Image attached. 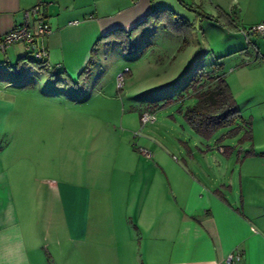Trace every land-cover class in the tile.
Listing matches in <instances>:
<instances>
[{
  "label": "crops",
  "instance_id": "0c3cea01",
  "mask_svg": "<svg viewBox=\"0 0 264 264\" xmlns=\"http://www.w3.org/2000/svg\"><path fill=\"white\" fill-rule=\"evenodd\" d=\"M37 1L0 0V34ZM41 1L47 4L44 19L51 29L42 39L47 61L62 73L58 82L70 84L68 79L75 81L87 65L93 46L104 49L95 44L101 35L130 29L160 7L161 0ZM260 21L264 15L247 23ZM250 43L261 58L224 74L240 114L237 94L248 88L245 102L254 98L246 112L249 119L241 114L250 120L252 143L248 155L239 152L234 159L240 163V180H245L239 189L236 166L230 170L227 165L235 150L217 146L225 159L208 143L198 147L196 141L192 145L201 155L184 141L178 146L180 158L168 143L143 142L151 152L146 157L127 142L121 164L112 163L105 174L51 175L54 158L42 164L39 154L47 147L42 149L34 135L21 134L18 147L10 140L2 144L7 129L9 134L17 129L16 118L14 124L12 120L18 81L8 72L26 63L34 73L37 59L20 43L0 51V264H264V157L257 158L253 149L264 148V142L255 141L257 115L252 111L260 103L264 116V41L260 47ZM22 121L20 117V129ZM54 132L59 134V128L52 136ZM53 141L51 147L58 145Z\"/></svg>",
  "mask_w": 264,
  "mask_h": 264
},
{
  "label": "rangeland",
  "instance_id": "374dc122",
  "mask_svg": "<svg viewBox=\"0 0 264 264\" xmlns=\"http://www.w3.org/2000/svg\"><path fill=\"white\" fill-rule=\"evenodd\" d=\"M157 4L190 22L191 31L187 33L180 28L179 32H173L158 23L128 50L113 44L100 51L94 50L87 78H77L75 85L59 83L56 79H60V75L48 76L39 70L30 73L26 63L11 69L10 78L18 81L13 86L18 93L14 107L17 116L13 114L12 120L14 124L16 118L17 129L10 134L7 129L6 139L1 138L2 144L10 140L12 146L18 147L21 134L34 135L42 149L47 147L39 154L45 160L42 164L47 165L53 156L51 175L61 179L68 175L105 174L112 163L121 164L119 161L127 150L123 146L127 142L136 146L143 156L139 149L144 148L139 146L143 142L168 143L177 158H180V141L187 142L196 155L201 153L192 142L196 141L198 147L208 143L212 152L225 159L226 155L217 151V146H230L235 151L227 165L230 170L231 166H236L235 184L239 189L240 163L234 159L239 152L242 156L248 155L252 143L251 139L243 137L245 124H241L239 133L232 137H222L226 128L219 129L210 138L199 136L182 114L185 106L195 102L191 91H186L184 86L201 66L218 62L220 72L227 76L231 70H239L240 65L261 58L256 56L250 42L260 47L264 36L250 33L246 39L239 28L247 29L252 25L247 22L264 15V0H161ZM222 11L233 19L234 27L227 23ZM235 60L238 63L235 64ZM93 62H97L95 67ZM248 95V88L237 94L245 118L254 100L246 103ZM143 110L153 112L152 122L140 121ZM252 111L257 115L255 141L264 142L260 103H254ZM128 115L133 120L127 121ZM20 117L24 125L21 129ZM57 128L59 134L54 132L53 137L51 131ZM11 135L17 139H12ZM34 137L32 140L36 142ZM55 139L58 145L51 147L50 143L56 144ZM143 146L147 148L146 144ZM253 149L257 158L264 157V148L253 146Z\"/></svg>",
  "mask_w": 264,
  "mask_h": 264
},
{
  "label": "trees",
  "instance_id": "16d2710c",
  "mask_svg": "<svg viewBox=\"0 0 264 264\" xmlns=\"http://www.w3.org/2000/svg\"><path fill=\"white\" fill-rule=\"evenodd\" d=\"M161 13L163 14L161 15ZM222 15L228 24H233V19L230 18L226 12ZM158 23L165 25L173 32H179L181 30L180 28H184L188 33L192 29V24L182 17L176 16L173 10L165 7H154L130 29H111L101 35L96 40L95 44L101 43L105 46L119 44L122 49L128 50L133 47L136 38L140 34L150 30ZM94 50L95 48L93 46L89 61L77 78H87L91 68V55ZM27 51L34 53L33 48ZM35 59H37L35 64L37 70L46 73L48 76H61L62 73L55 72L52 65L50 69H47L44 63L34 55L33 60ZM220 70L221 64L215 62L206 67H199L195 73L191 75L184 89H186V91H191V96L194 97L195 102L182 109L183 117L190 127L203 138H210L216 131L222 128H226L222 137H232L239 133L242 127L241 124H245L246 126L244 125V127L246 129L243 137L250 140V120L244 119L241 116L233 93L224 78L223 72H220ZM56 80L60 81L58 78ZM68 82L72 85L77 84L76 80L72 81L68 79ZM219 137L221 138V136Z\"/></svg>",
  "mask_w": 264,
  "mask_h": 264
},
{
  "label": "built area",
  "instance_id": "2783aa9c",
  "mask_svg": "<svg viewBox=\"0 0 264 264\" xmlns=\"http://www.w3.org/2000/svg\"><path fill=\"white\" fill-rule=\"evenodd\" d=\"M46 2L37 1L31 7L22 11V17L19 22L13 25L8 31L0 34V51H4L8 46L14 43H20L25 50L34 49V55L44 63L47 69L51 68V64L47 61L48 50L42 43V39L45 38L51 32L48 23L45 21L44 16ZM76 23V21H72ZM239 31L247 39L250 33L264 36V21H260L252 24L247 29L239 28ZM154 114L152 111L143 110L140 113V121L142 123L152 122L154 120ZM141 152L146 156H151L150 151L145 148H139ZM227 261L233 259V255L228 253Z\"/></svg>",
  "mask_w": 264,
  "mask_h": 264
}]
</instances>
